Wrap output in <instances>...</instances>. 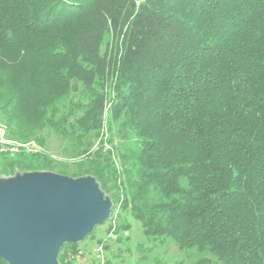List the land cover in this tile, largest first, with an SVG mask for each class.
Listing matches in <instances>:
<instances>
[{"label": "trees", "instance_id": "obj_1", "mask_svg": "<svg viewBox=\"0 0 264 264\" xmlns=\"http://www.w3.org/2000/svg\"><path fill=\"white\" fill-rule=\"evenodd\" d=\"M0 124L37 144L0 176L88 177L196 264H264V0H0Z\"/></svg>", "mask_w": 264, "mask_h": 264}, {"label": "rangeland", "instance_id": "obj_2", "mask_svg": "<svg viewBox=\"0 0 264 264\" xmlns=\"http://www.w3.org/2000/svg\"><path fill=\"white\" fill-rule=\"evenodd\" d=\"M108 110L109 103L103 115V141L107 138ZM0 137L11 140L1 124ZM30 142L37 147L34 141ZM118 143L116 137L114 144ZM99 144L95 139L91 150ZM102 145L108 150L112 148L109 142ZM44 148L58 159L73 160L62 151L61 141L53 133L46 135ZM107 207L99 200L96 185L88 177L70 179L49 172L0 176V256L12 264H196L198 261L199 255L194 250L180 251L171 240L144 236L139 222L118 204L107 202ZM64 242H75L79 250L68 248L61 263L58 253ZM97 246H101V252H97Z\"/></svg>", "mask_w": 264, "mask_h": 264}, {"label": "built area", "instance_id": "obj_3", "mask_svg": "<svg viewBox=\"0 0 264 264\" xmlns=\"http://www.w3.org/2000/svg\"><path fill=\"white\" fill-rule=\"evenodd\" d=\"M19 146L24 147L27 151H34L37 148L33 142L18 144L8 139L4 140L2 137H0V153L2 152L14 153L18 150ZM96 250L97 252H101L102 251L101 246H97Z\"/></svg>", "mask_w": 264, "mask_h": 264}, {"label": "water", "instance_id": "obj_4", "mask_svg": "<svg viewBox=\"0 0 264 264\" xmlns=\"http://www.w3.org/2000/svg\"><path fill=\"white\" fill-rule=\"evenodd\" d=\"M104 203V202H103ZM106 204V203H105ZM106 207H107V204H106ZM108 208V207H107ZM107 213H108V209H107ZM107 215V214H106Z\"/></svg>", "mask_w": 264, "mask_h": 264}]
</instances>
